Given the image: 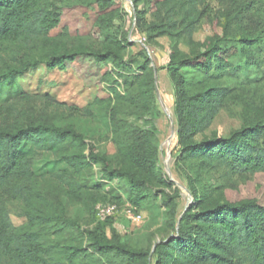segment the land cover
<instances>
[{"label": "rangeland", "instance_id": "obj_1", "mask_svg": "<svg viewBox=\"0 0 264 264\" xmlns=\"http://www.w3.org/2000/svg\"><path fill=\"white\" fill-rule=\"evenodd\" d=\"M43 3L49 11L61 14L62 22L53 31L54 37L39 38L28 46H2L0 73L7 67L22 68L26 62L37 63L10 80L0 77V98L3 100L11 91L34 95L33 101L24 102L25 123L71 126L89 148L106 154L115 168L122 165L117 141L131 143L135 129L154 128L156 166L170 187L147 185L146 190L138 193L148 196L138 200L135 190L127 193L124 179H105L98 165L94 164L87 173H68L72 170L64 162L50 152H42L35 157L32 169L50 202L43 209H57L69 221L29 229L60 248H81L83 252L76 258V264H156V245L175 235L181 215L195 199L192 187L200 194L207 187L209 197L220 203L256 199L264 204V172L233 173L226 167H218L198 176L193 163L180 158L175 95L167 69L173 44L187 55L214 47L216 51L209 59L225 67L224 76L209 84L227 87L231 94L209 128L196 140L214 135L227 137L235 129L264 123V0H205L198 7L199 19L191 39L184 21L170 31L172 35L149 38L147 25L167 23L169 19L156 0H43ZM242 38L252 39V44L244 45ZM104 49L120 51L123 60L132 62L130 72L142 63L154 67L156 115H146L135 98L128 99L133 91L118 75L120 69L110 62L98 65L89 59H79L66 67L46 65L50 56L62 52ZM112 89L124 96L123 100L114 99ZM40 96L65 107L72 106L77 112L88 108L90 115L47 106L43 103L45 99H38ZM96 97H102L103 102L94 103ZM61 171L64 174L60 178L67 176L69 183L52 177ZM95 203L115 205L116 212L113 217L102 219L93 209ZM132 214H140L142 219L135 220ZM10 218L15 226L25 227L26 219L19 204L10 205ZM90 233L99 235L107 244L119 243L145 252L146 256L130 260L113 251L98 252L91 245Z\"/></svg>", "mask_w": 264, "mask_h": 264}, {"label": "trees", "instance_id": "obj_2", "mask_svg": "<svg viewBox=\"0 0 264 264\" xmlns=\"http://www.w3.org/2000/svg\"><path fill=\"white\" fill-rule=\"evenodd\" d=\"M204 1L156 0L169 19L167 23L147 25L149 38L172 35L170 31L177 29L179 21H184V29L191 39L199 19L198 7ZM61 22V14L45 8L43 0H0V49L4 45L28 46L39 38L54 37L53 31ZM241 41L249 46L253 40L242 38ZM170 50L167 69L175 95L176 143L180 158L193 163L198 176L218 167H226L233 173L264 172V123L235 129L227 137L214 135L195 139L209 128L231 94L227 87L209 84L223 77L225 71L219 61L209 59L215 48L187 55L173 44ZM79 59H89L98 65L112 63L120 69L118 75L127 88L133 91L128 99L135 98L146 115L157 114L154 67L142 63L130 72L132 62L123 60L120 51L110 49L62 52L50 56L46 65L66 67ZM36 63L26 62L22 68L7 67L0 77L10 80ZM112 93L114 99L123 100L124 96L115 89ZM34 98L21 91H11L3 100L0 98V264H76V258L83 252L81 248H60L29 229L69 221L57 209H43L50 206V202L32 169L38 154L50 152L72 170L68 173H87L94 164L98 165L105 179H124L128 184L127 193L135 190L138 200L148 196L138 193L146 190L147 185L170 187V182L165 181L156 166L154 128L135 129L131 143L117 141V155L122 165L115 168L106 154L94 152L71 126L25 123L24 102ZM111 98L108 96L109 100ZM38 99H45L43 103L47 106L90 115L88 108L77 112L76 108L65 107L47 96ZM101 102L102 97L94 100V103ZM62 174L63 171L52 177L69 183L67 176L60 178ZM206 189L200 194L191 188L195 199L181 215L175 235L157 243L156 264H264V204L256 199L220 203L212 200ZM16 203L23 209L25 227L15 226L10 218V205ZM89 235L91 245L98 252L113 251L130 260L146 256L145 252L119 243L107 244L99 235Z\"/></svg>", "mask_w": 264, "mask_h": 264}, {"label": "built area", "instance_id": "obj_3", "mask_svg": "<svg viewBox=\"0 0 264 264\" xmlns=\"http://www.w3.org/2000/svg\"><path fill=\"white\" fill-rule=\"evenodd\" d=\"M95 211L96 214L98 215V217L102 218V219H106L107 217H113V215L116 212V206L112 205L110 203H98L95 205ZM128 214H131L130 212H128ZM134 215V214H132ZM132 218H134L135 220L140 221L142 219L141 215H134L131 216Z\"/></svg>", "mask_w": 264, "mask_h": 264}]
</instances>
